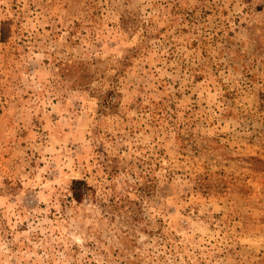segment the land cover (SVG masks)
Masks as SVG:
<instances>
[{"label":"rangeland","instance_id":"obj_1","mask_svg":"<svg viewBox=\"0 0 264 264\" xmlns=\"http://www.w3.org/2000/svg\"><path fill=\"white\" fill-rule=\"evenodd\" d=\"M0 264H264V0H0Z\"/></svg>","mask_w":264,"mask_h":264},{"label":"trees","instance_id":"obj_2","mask_svg":"<svg viewBox=\"0 0 264 264\" xmlns=\"http://www.w3.org/2000/svg\"><path fill=\"white\" fill-rule=\"evenodd\" d=\"M105 103L104 106L107 108H111L114 102L111 100V96L105 94ZM71 192L72 197L77 200L81 201L88 195V185L83 179H73L71 182Z\"/></svg>","mask_w":264,"mask_h":264}]
</instances>
